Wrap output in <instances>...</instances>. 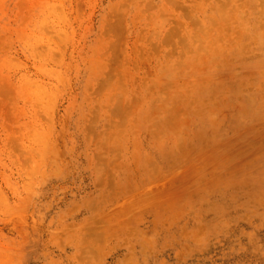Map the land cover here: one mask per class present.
<instances>
[{"label":"rangeland","instance_id":"374dc122","mask_svg":"<svg viewBox=\"0 0 264 264\" xmlns=\"http://www.w3.org/2000/svg\"><path fill=\"white\" fill-rule=\"evenodd\" d=\"M0 264H264V0H0Z\"/></svg>","mask_w":264,"mask_h":264}]
</instances>
